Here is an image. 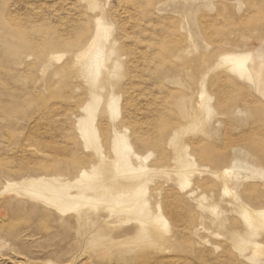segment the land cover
I'll return each mask as SVG.
<instances>
[{"label": "rangeland", "instance_id": "374dc122", "mask_svg": "<svg viewBox=\"0 0 264 264\" xmlns=\"http://www.w3.org/2000/svg\"><path fill=\"white\" fill-rule=\"evenodd\" d=\"M262 37L264 0H0V264H264L225 58Z\"/></svg>", "mask_w": 264, "mask_h": 264}, {"label": "bare ground", "instance_id": "6f19581e", "mask_svg": "<svg viewBox=\"0 0 264 264\" xmlns=\"http://www.w3.org/2000/svg\"><path fill=\"white\" fill-rule=\"evenodd\" d=\"M225 58L229 67L247 82L264 101V37L250 49L229 52ZM130 187L133 191L134 185H130Z\"/></svg>", "mask_w": 264, "mask_h": 264}]
</instances>
